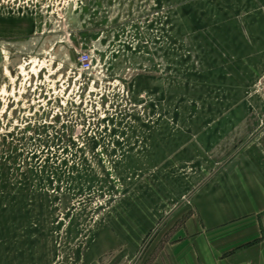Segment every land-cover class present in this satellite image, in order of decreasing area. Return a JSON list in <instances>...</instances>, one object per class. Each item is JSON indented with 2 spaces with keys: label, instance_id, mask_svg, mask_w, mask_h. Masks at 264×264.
Instances as JSON below:
<instances>
[{
  "label": "rangeland",
  "instance_id": "1",
  "mask_svg": "<svg viewBox=\"0 0 264 264\" xmlns=\"http://www.w3.org/2000/svg\"><path fill=\"white\" fill-rule=\"evenodd\" d=\"M234 161L264 181V0H0V264H172Z\"/></svg>",
  "mask_w": 264,
  "mask_h": 264
},
{
  "label": "crops",
  "instance_id": "2",
  "mask_svg": "<svg viewBox=\"0 0 264 264\" xmlns=\"http://www.w3.org/2000/svg\"><path fill=\"white\" fill-rule=\"evenodd\" d=\"M188 204L172 264H264V181L248 162L224 166Z\"/></svg>",
  "mask_w": 264,
  "mask_h": 264
},
{
  "label": "built area",
  "instance_id": "3",
  "mask_svg": "<svg viewBox=\"0 0 264 264\" xmlns=\"http://www.w3.org/2000/svg\"><path fill=\"white\" fill-rule=\"evenodd\" d=\"M82 62H83V64L86 66V68H88L89 67V57H88V55H84L83 56V59H82Z\"/></svg>",
  "mask_w": 264,
  "mask_h": 264
}]
</instances>
